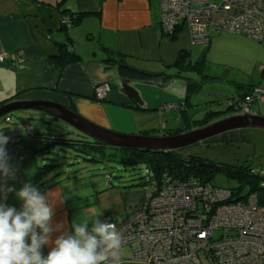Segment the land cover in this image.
Wrapping results in <instances>:
<instances>
[{
  "label": "crops",
  "instance_id": "obj_1",
  "mask_svg": "<svg viewBox=\"0 0 264 264\" xmlns=\"http://www.w3.org/2000/svg\"><path fill=\"white\" fill-rule=\"evenodd\" d=\"M70 13L83 15L78 23L62 27L61 15ZM160 24L159 0H0V53L11 56V61L0 63V101L10 97H13L11 100L56 101L97 125L122 133H158L164 123L179 124L176 114L164 112L160 106L165 99H171L176 105L186 98H178L156 86L136 85L146 102L144 107H139L118 91L116 72H102L103 63L120 62L145 73H177L173 64L181 53L190 61L194 56L205 62L206 51L222 34V31H211L207 44L196 45L191 43L184 25L173 36H168L163 34ZM62 45L77 54L78 59L58 69L50 58L58 55ZM184 76L195 79L192 73ZM101 82H107L110 89L98 100L93 92ZM236 87L231 93L233 96L240 93L239 84ZM26 131L28 138L45 143L37 137L38 132L33 136L34 130L30 134L27 128ZM27 137L18 134L9 138V141H17L27 154L21 161L8 160L14 177L0 176V190H7L6 184L14 182L15 191L0 197V203L11 206L23 203L16 192L27 183L23 178L28 168L25 162ZM39 151L43 155L41 149ZM37 162V157L33 156V166H36L33 173L38 177L34 175L37 179L29 182L34 187L38 183V189L47 195L54 213L50 222L54 231L49 244L41 249L47 256L55 239L71 233L73 228L67 208L70 200L62 187L66 181L60 183L61 178L57 177L50 181L47 176L54 171L39 173ZM56 179L59 181L55 182ZM43 185L48 187L41 189ZM128 259L131 260L129 256L122 257L120 264H128L125 263Z\"/></svg>",
  "mask_w": 264,
  "mask_h": 264
},
{
  "label": "rangeland",
  "instance_id": "obj_2",
  "mask_svg": "<svg viewBox=\"0 0 264 264\" xmlns=\"http://www.w3.org/2000/svg\"><path fill=\"white\" fill-rule=\"evenodd\" d=\"M212 1L219 2L220 0ZM213 36H215L214 33ZM219 37L206 51V61L203 64H195L193 66L196 59L192 56L193 60L192 62H188V64L185 59H180L178 65L173 64L177 68L179 76L176 73L168 74L160 72L161 75L158 78L161 80L163 86L172 77L185 82L186 99L184 98L185 100L176 105L171 99L163 100L160 106L161 110L171 115L176 114L177 118L180 119L179 124H174L173 126L164 123L157 130L158 133L151 132L147 133V135L181 134L203 127L219 119L244 113L264 116V93H259L262 89L259 90L257 88L262 85L259 82L261 81L259 71L264 67V44L246 35L230 33L228 31H222ZM190 73H192L195 79L184 76ZM101 84L105 88L107 87V89L98 100L103 99L110 89L107 82H101L97 85L101 86ZM237 84L252 85V87H249L248 93L240 97L241 102L240 100H235V96L238 94L234 96L231 94L237 89ZM231 97H233L235 105L236 103H240L236 108H233L234 105L233 107L229 106L231 111H229L228 115H224L226 112L222 113L221 110L226 108L225 102H229L228 100ZM212 109L215 110V113L207 116L209 119L207 122L198 126L194 123L191 124V119L202 117L206 119L207 112ZM5 115L9 118L8 121L5 120ZM33 126L35 128L34 132ZM171 126L173 128H170ZM26 128L29 130L28 134L33 132V136L34 134L37 135L38 132L37 137L48 136L49 133L60 135L64 139H79V135L84 136L80 131L67 123L35 109L12 110L0 116V131H3V134L9 138L18 134L27 137ZM233 130H239L240 134L238 135L242 138H218L221 134L218 133L191 145L175 149V151H178L182 155H198L221 164L248 163L250 165L248 174L257 179L258 187H264V128L244 127ZM25 140V146L28 151V157L25 159V162H27L28 168L25 170L23 178H26L28 183L31 179H37L38 177L37 173H33L36 168V166H33V156L37 157L38 166H41L42 162L52 163V160L39 158V156L45 157V154H39L41 153L39 150L43 146L41 142H36L37 140L32 139V137H27ZM54 145L49 146V148H52ZM106 152L110 153L112 150L108 148ZM46 153L48 158L54 157L58 164L55 171L47 177H53L50 180L53 181L56 178L54 176L56 173L57 177L61 178L60 183L66 181V183L62 184L64 185L62 187L67 200H70L67 208L70 210L71 226L74 221L77 223L88 222L89 228H91V224L94 223L95 219L98 217L100 220L105 212H109L110 216L123 218L142 208L145 192L149 191L143 185L145 178L144 169L147 168L150 171L143 163L124 165L118 161L119 157L116 155H100L98 160H84L82 156H76V153L71 148L66 149L65 152L59 149H51ZM164 173L166 172H162L161 176L158 177V180H162V182L157 186H163L162 184L167 181V177H163ZM107 174L111 175V183L114 186H109ZM171 177L177 178L172 175ZM215 177L216 185H211L209 182L207 184L201 183L197 179L194 180L206 187L218 186L228 189L230 191L228 192L229 197L223 199L218 204L226 202L234 206L237 203L235 201L238 200L239 202L241 198L234 197L231 189L227 186L236 187L238 184L237 180L230 179L225 173ZM189 179L193 178H182L179 181H190ZM32 185L34 186V184ZM6 186L7 189H15L14 182H9ZM35 187L39 188L40 186L37 183ZM247 189V187H244L242 193H245ZM0 193V197H3L5 195L8 196L10 192L0 190ZM129 252V248L125 247L123 249V257L128 258L129 255L127 253ZM126 262L128 264H145L142 260L139 261L132 258Z\"/></svg>",
  "mask_w": 264,
  "mask_h": 264
},
{
  "label": "built area",
  "instance_id": "obj_3",
  "mask_svg": "<svg viewBox=\"0 0 264 264\" xmlns=\"http://www.w3.org/2000/svg\"><path fill=\"white\" fill-rule=\"evenodd\" d=\"M159 2L165 35H174L184 25L196 45L207 44L211 31L244 34L264 44V0ZM60 21L66 26L72 22L67 14ZM7 61L11 56L0 53V63ZM257 88L264 93V86ZM106 89L97 85L94 97L99 99ZM5 148L9 159L20 161L27 154L17 141H8ZM144 172V187L149 191L142 208L123 218L104 215L100 219L114 222L121 233L120 259L127 247L130 258L145 264H264V207L254 193L234 206L219 205L229 197L228 189L206 187L194 179L181 182L167 173L163 174L167 181L157 186L162 180L147 168Z\"/></svg>",
  "mask_w": 264,
  "mask_h": 264
},
{
  "label": "clouds",
  "instance_id": "obj_4",
  "mask_svg": "<svg viewBox=\"0 0 264 264\" xmlns=\"http://www.w3.org/2000/svg\"><path fill=\"white\" fill-rule=\"evenodd\" d=\"M8 141L9 137L0 131V176L3 178L14 177L5 148ZM16 196L23 202L19 211L0 203V264H120L124 239L114 222L102 223L98 217L91 228L88 222L74 221L73 231L58 236L54 247L44 256L41 249L49 244L54 231L50 224L53 206L47 195L31 182L25 183Z\"/></svg>",
  "mask_w": 264,
  "mask_h": 264
},
{
  "label": "trees",
  "instance_id": "obj_5",
  "mask_svg": "<svg viewBox=\"0 0 264 264\" xmlns=\"http://www.w3.org/2000/svg\"><path fill=\"white\" fill-rule=\"evenodd\" d=\"M63 15V14H62ZM71 17V25H74L78 23L83 15V13H75V14H67ZM62 27H68L66 25L60 24ZM173 36V35H172ZM59 53L57 56L50 58L51 62L56 63V67L58 69H61L62 66L65 64L75 61L78 59V55L70 52L68 48L64 47V45L59 46L58 48ZM186 57L185 53H181L180 56L177 57L174 65H178V62L180 59H184ZM114 60V59H112ZM188 60L186 57L185 61ZM118 61H116L117 63ZM192 62L190 60L187 61ZM119 67V72L122 76H128V77H135V78H147V75L142 70L135 68L130 65L126 64H120V62L117 63ZM195 64H203L202 59H198L193 63V66ZM261 82L262 86H264V67L261 69ZM177 74V73H176ZM177 76H179L177 74ZM249 87H252V85L248 84H239L238 91L240 92L237 96H235V100L239 101L242 97V95H246L248 93ZM233 96V95H232ZM186 98V97H185ZM13 97H10L6 100L0 101V106L3 105L6 102H9ZM233 97L228 100L229 102H225L226 108L221 110L222 113L226 112L224 115H228L229 111H231L230 107L236 108L239 103H236V105L233 102ZM228 105V107H227ZM230 106V107H229ZM219 109V108H218ZM221 109V108H220ZM226 110V111H225ZM206 114V119L204 117L198 118V119H191V124L194 123L195 125H202L205 122H207L208 115H212L215 113V110H209ZM221 115V114H220ZM218 116V115H217ZM5 117H7L5 115ZM53 117V116H51ZM220 117V116H219ZM56 118V117H53ZM212 118V117H211ZM58 119V118H56ZM35 130V128H32ZM31 129V130H32ZM239 130H229L227 132H223L218 136V138H228L229 139H239L242 138L238 134ZM82 135H84L82 133ZM86 137V138H85ZM42 139L45 140V143L43 144V147L41 148V151L43 154H45V157H42L43 159H51L52 163H41V166H38L39 173H47L55 171L57 164V161L54 157L48 158L47 153L51 149L52 150H63V152L66 151V149L71 148L75 153L76 156H82L84 160H98L100 155H116L118 158V161L123 163L124 165H132L135 163H143L145 167H148L151 171V173L154 174L156 178L161 176L162 172H166L168 175H172L173 177H177V179L182 178H193L199 180L201 183L207 184L208 182L211 185H216L215 183V176H218L219 174L225 173L227 176L230 177V179L237 180L238 184L236 187H230L232 193L234 194V197L244 198L250 193H254L257 196L258 203L261 207H264V187H258L257 186V179H255L253 176H250L248 174V168L249 164H224V163H215L208 159H205L198 155H182L178 151L170 150V151H156L151 149H145V148H135V147H117V146H111L99 141H95L88 136L79 135V139H64L63 137H60V135L57 134H51L49 133L48 136H42ZM214 138V137H212ZM211 139V138H209ZM244 139V138H243ZM207 141V140H205ZM55 144V145H54ZM54 145L52 148H49V146ZM112 150V152L107 153L108 148ZM56 154V153H53ZM84 155V156H83ZM89 156V157H88ZM26 157V156H25ZM24 157V158H25ZM23 158V159H24ZM21 161V160H20ZM55 177H57V174H54ZM145 178L143 180V185L147 182L146 174L144 175ZM107 180L109 182V186H113L111 183V175H106ZM53 178V177H51ZM58 178V177H57ZM59 180L56 179L55 182H58ZM47 186H41V189H45ZM244 187H247V191L245 193H242V190ZM6 205V204H5ZM11 206V205H7ZM22 203L15 207L18 211L22 208ZM104 215H110L105 213ZM102 215L101 218L104 216ZM100 218V219H101Z\"/></svg>",
  "mask_w": 264,
  "mask_h": 264
},
{
  "label": "water",
  "instance_id": "obj_6",
  "mask_svg": "<svg viewBox=\"0 0 264 264\" xmlns=\"http://www.w3.org/2000/svg\"><path fill=\"white\" fill-rule=\"evenodd\" d=\"M119 67L120 66L115 63H103L102 72H116L118 91L126 95L139 107H144L146 102L143 100L141 92L136 85L146 84L156 86L181 99H184L186 96V85L177 78H170L168 83L163 86L161 80L158 78V76L161 75L160 73H146L148 78L128 77L119 74ZM18 109H35L42 111L74 127L89 138L111 146L145 148L157 151L175 150L199 142L218 133L237 128H264V116L244 113L242 115L228 116L203 127L176 135L157 136L122 133L97 125L82 117L68 106L46 99L11 100L0 106V116Z\"/></svg>",
  "mask_w": 264,
  "mask_h": 264
},
{
  "label": "bare ground",
  "instance_id": "obj_7",
  "mask_svg": "<svg viewBox=\"0 0 264 264\" xmlns=\"http://www.w3.org/2000/svg\"><path fill=\"white\" fill-rule=\"evenodd\" d=\"M262 71V70H261ZM262 89V88H261ZM258 92H259V90H258ZM259 93H262V91H260ZM258 101H259V99H257ZM259 115V114H258ZM238 129V128H237ZM257 197V196H256ZM257 203H258V200H257ZM258 205H259V203H258ZM260 206V205H259ZM122 259V258H121Z\"/></svg>",
  "mask_w": 264,
  "mask_h": 264
}]
</instances>
